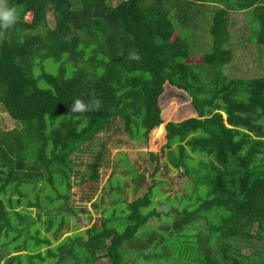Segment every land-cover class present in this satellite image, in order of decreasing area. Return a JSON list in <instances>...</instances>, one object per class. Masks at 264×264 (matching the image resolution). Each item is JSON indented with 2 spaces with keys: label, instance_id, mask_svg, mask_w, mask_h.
Wrapping results in <instances>:
<instances>
[{
  "label": "trees",
  "instance_id": "16d2710c",
  "mask_svg": "<svg viewBox=\"0 0 264 264\" xmlns=\"http://www.w3.org/2000/svg\"><path fill=\"white\" fill-rule=\"evenodd\" d=\"M6 3L17 22L0 30V108L11 122L0 117V264H136L151 259L145 250L155 245H167L154 256L168 264H264V75L235 73L239 46L231 28L232 14L244 13L248 41L262 54L264 0ZM205 32L211 46L194 62L189 35ZM168 86L190 98L195 116L165 122ZM76 99L88 110L71 112ZM151 132L157 140L166 134L150 153L151 181L141 174L146 162L132 182L114 184L117 158L104 184L113 140L122 145L125 135L134 143ZM78 165L86 170L73 182ZM166 181L180 202L170 211L147 209ZM25 186L43 192L25 201ZM53 190L65 204H47ZM122 200L127 209L118 212ZM93 211L101 213L97 222L80 230L75 217L90 223ZM175 238L182 244L173 261L167 255ZM30 241L39 249L21 254Z\"/></svg>",
  "mask_w": 264,
  "mask_h": 264
},
{
  "label": "rangeland",
  "instance_id": "374dc122",
  "mask_svg": "<svg viewBox=\"0 0 264 264\" xmlns=\"http://www.w3.org/2000/svg\"><path fill=\"white\" fill-rule=\"evenodd\" d=\"M113 2L115 4L117 2V0H113ZM77 3H78V1H77ZM78 5H79V3H78ZM243 14L244 13H233L232 14L233 19H232V27L231 28H232V31L237 32V34L234 36L233 41L236 43V45L239 46L236 50V58L238 60V63H237L238 71H236L235 73H237L238 76H242V77L243 76L244 77H252L254 72H260L261 75H264V51L261 54V51L259 50L258 46L251 44V42L249 43L248 37L250 39L252 36V33H250V27H246V23H245L246 20H244L245 15L243 16ZM27 18H30V16H27ZM47 18H48V22H49L50 26H54L55 25L54 14H53V8L51 6L49 7V9L47 11ZM201 21H202L201 24L203 25L204 21L202 19H201ZM201 31H203V30H201ZM185 33H187V32H185ZM188 34H190V33H188ZM204 34L205 35H203V37H201L199 34H196L195 36L192 34L189 35V41L191 43L194 42L191 44V51H192L191 53L193 56L192 60L194 62H202L203 61V55H204L206 49H208L211 46L210 44L212 41V37L210 36L209 33L205 32ZM241 41H243L242 42L243 44H241ZM248 44H249V46H248ZM46 64L51 68V69L47 68L48 70H54L55 71L57 65L53 61H51L50 59L46 60ZM233 74H231V75H233ZM161 105H162V109L165 110L164 111L165 122L179 121V120H182L185 118L195 116L193 114V111H192L190 98L186 94L181 93V92H179L173 88H170L169 86L167 87V89H166V91H165V93L161 99ZM0 117H3V123L7 124V127H9L11 125V122L9 121L6 112L2 108H0ZM165 135L166 134H164L161 138H159L160 140H157L158 138H155L151 132L149 135V139H147V140L142 139L139 141H135L134 143H132L130 141L125 142V140L128 138V136L123 135L120 137L122 139V145L119 141L113 140L112 152H111L112 165L109 168V173L106 176L104 184L107 183V178L109 177L110 173L114 172V170H116L115 164H116L117 158L120 159V163L118 164L117 172L115 173V175L112 179V182L114 184H119V183L125 184V183L132 182L133 176H135V174L137 173V169H135V168L139 167V164L143 165L146 162H147V164H149V166L147 167L146 171L144 169H141V174L145 175L144 180L151 181V177L149 176V174L153 173L154 169L151 166L152 164L150 165V163H149L150 153L160 150V145L164 142ZM135 161L138 163L135 164ZM78 170L80 172H84V170H86V166L82 165L80 167L78 165L75 167V170H74L75 173H73V175H72L73 182L77 181L78 179L80 180L79 177L81 176L82 173H78ZM124 170L125 171L129 170V171L124 172ZM171 173L173 175H175L176 170L173 168L171 170ZM0 175L3 176L2 174H0ZM161 178H162V176L160 174H156V176H155L156 180H160ZM57 179H58V177H57ZM166 182H167V184L165 187L159 186V185H157L155 187L153 203L147 209L156 207L159 211H165V210L170 211V210H172V207L175 203L178 204L180 202V199H176L177 197L174 193L173 186L171 187V183H169L168 181H166ZM64 185L65 184L57 183L58 190H60L61 192H64L66 190V187ZM176 185L177 184H175L174 186H176ZM182 185H184V183ZM51 187L52 186L48 187L49 191H51V189H52ZM22 188H25V192H27V194H28L27 197L24 199L25 201H28L30 199L34 200L35 194L37 192H43V191H41L40 187L38 189H35L33 187H27V186L22 187ZM178 188L180 190L179 192L182 193L183 190L180 187H178ZM193 190H195L194 187L191 188V193L194 192ZM73 191H77V187L73 188ZM189 193H190V190H189ZM52 195H54L55 201L54 202L48 201L47 204H49L50 206L59 207V206L66 203V201L63 198L59 197L58 194L56 192H54V190H53ZM111 197L112 196H106V198H111ZM43 204H45L44 200H43ZM90 205H91V203H90ZM90 205H89V207H91ZM115 208L118 212H120V211L126 210L127 206H126V203L124 202V200H122L121 202H119L115 206ZM115 208H112L111 212H113L115 210ZM38 210L39 209L37 207L33 208V210L30 211V213H32L34 216H36L38 214ZM100 214L101 213H99V211L98 212L93 211L92 212V220L90 221V223H89V217L84 215V214H80L81 220H79L76 217H75V220L78 224H80V226H81L80 230L83 231V230L87 229L89 226H91L93 223L97 222ZM168 221L169 220H167V218L164 219V223H168ZM114 223L115 222H113L112 224H114ZM150 224H153L154 226L159 225V224H161V221L153 220V221H151ZM37 227H38L37 224L35 226H33V228H32L33 234L35 233L34 230H36ZM27 234L28 233H26V235ZM40 234L43 236L45 234V231L42 230ZM26 235H24L18 242L22 243L23 241H25ZM255 242H258V241H255ZM170 243H171V245H168V248H171V252L173 251V255L170 253L169 255H167V257L172 256L171 258L174 261V257H176L175 254H176V252L178 253V250L181 248L182 243L176 238L173 239L172 242H170ZM255 246H256V248H259L258 246H260V245H259V243H257ZM27 247L28 248L26 250L21 251V254H27V253L33 254L35 251H37L39 249L40 245L39 244L37 245L36 243H34V242L32 243L30 241L29 244L27 245ZM158 247H159V245H155V246L151 247L149 250L146 249L145 251H147L148 253H152L153 257L149 260H142L136 264H168L167 258H165V259L159 258L158 259L157 257L154 256V255H157L158 252H160L162 255L163 252L166 251L167 245H166V247L164 246V248L163 247L158 248ZM240 247L244 253H246L250 250L246 246L245 243H240ZM10 249H12L11 246H10ZM158 249H160V250L158 251ZM40 251L45 253L46 247L41 246ZM1 254L6 256L7 255L6 250L2 248ZM25 258H27L26 255H24V262H26ZM185 262L188 264H192L191 261H185ZM28 263H29V261H28ZM16 264H19V263H16ZM41 264H48V263L44 262Z\"/></svg>",
  "mask_w": 264,
  "mask_h": 264
},
{
  "label": "clouds",
  "instance_id": "9594fccd",
  "mask_svg": "<svg viewBox=\"0 0 264 264\" xmlns=\"http://www.w3.org/2000/svg\"><path fill=\"white\" fill-rule=\"evenodd\" d=\"M17 22V11L13 7H9L6 0H0V30L13 27ZM88 108L84 102L76 99L71 107L73 113H83Z\"/></svg>",
  "mask_w": 264,
  "mask_h": 264
}]
</instances>
